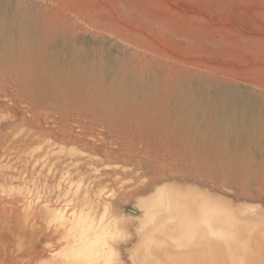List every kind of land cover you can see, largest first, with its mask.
Here are the masks:
<instances>
[{
    "label": "rangeland",
    "instance_id": "obj_1",
    "mask_svg": "<svg viewBox=\"0 0 264 264\" xmlns=\"http://www.w3.org/2000/svg\"><path fill=\"white\" fill-rule=\"evenodd\" d=\"M0 28V264H138L172 184L224 235L264 212V0H0Z\"/></svg>",
    "mask_w": 264,
    "mask_h": 264
},
{
    "label": "bare ground",
    "instance_id": "obj_2",
    "mask_svg": "<svg viewBox=\"0 0 264 264\" xmlns=\"http://www.w3.org/2000/svg\"><path fill=\"white\" fill-rule=\"evenodd\" d=\"M0 30L3 31V28H0ZM31 53H32L31 57H33L35 60H39L42 56L41 52L36 53L35 51L34 52L32 51ZM80 78H84V77H80ZM241 100H242L241 97H236L235 99V101L237 102H240ZM108 103L109 102L104 103V109L106 110V112L108 111L113 114V112L116 111L120 113L122 111H125L122 108H116V107L114 108L113 106H111L110 103L109 104ZM103 112L105 113L104 110ZM243 120L239 122L240 127H245ZM230 123H231L230 120H226L223 123V125H220L219 123L215 124L214 128L218 130L222 127L229 126ZM170 192H171L172 201L173 203L176 204L175 210L173 212L172 211L164 212L163 216L159 220L158 219L156 220L158 224L157 225L158 227L157 226L156 227L158 229H156L155 233L152 232L151 235L149 234L152 231L153 227L155 228V225L152 227V229L151 228L150 230L148 229L150 231L148 232V234L147 232H145L147 234V238L149 237L148 235L151 236L149 239H147L146 236L145 238H143L145 233L144 235L141 233L143 236L142 235L140 236H142L143 240L139 236V240L141 239V242L140 241L139 242L141 244L137 241L138 243L136 248H139L140 246L142 247L145 244L144 243L145 241L147 242L148 240L149 242L150 240L149 248H151V250L154 251L153 253L159 256L157 259H160L161 261V262L159 261L160 264L162 262L164 264V262H166L165 259L168 262L169 260L175 261L174 260L175 258H173V260L171 259L172 256L170 255L172 254L173 257H176L175 262H177V264H179L178 262H184V261L187 262L186 261L187 259H190V261L188 260L189 262H193L191 260L194 259L195 264H237V263L240 264V262L242 261L248 262L250 259L249 258L250 254H254V256L256 255L254 259H251V261L252 260L260 261V262L264 261V254H263L264 252H262V250L264 249L263 248L264 247V212H261L263 210L260 211L259 209V212L256 214V218L254 220L252 218H249V220H247L245 223H237V224L232 223L231 227L233 229L231 230L230 234L224 235L223 231L220 233L219 231L218 232L213 231L214 230L213 227L207 224V223L211 224V222L212 224L217 222L225 223L231 220L230 218L233 216V214L231 215L230 211H227L225 208H223V206L219 205L220 203L217 204L215 202H211L209 198H207L203 193H201L196 188H189V187L180 188L177 187L175 184H172L170 185ZM170 201L168 203V207L171 208L172 204ZM152 206L150 208H152ZM47 207L48 208H46V210L48 212H51L53 215H59L63 219L65 212L63 209H61L60 207H53V206L49 207L48 205ZM172 208H174V206ZM232 208L233 207L229 209L231 210ZM147 212L150 214V209L146 208L145 213ZM233 221H235V219ZM77 225L82 226V230L85 234L87 231L94 229L93 221H89L87 217H79L77 219ZM105 229L107 230L106 227H103L101 231H105ZM94 232H96V230ZM142 243L144 244L142 245ZM134 249L132 250V254H135L133 253ZM142 250L143 249L140 250V253L142 252ZM147 250H145L146 252L144 251L146 255L149 254L147 253ZM140 253L136 252L137 254L136 256L140 255ZM142 253L140 255L141 258L137 257V259L142 260V258L146 256L145 254L142 255ZM153 255L154 254H151L150 258L145 257L146 259L144 258V260H142L144 264H156L157 259L154 257L155 255L154 256ZM167 255H169L170 257L168 256V259L164 257L165 259H163V256H167ZM177 255L180 257H178ZM182 255L183 256L186 255L187 257L188 256L189 257L193 256V257L192 259L186 258V260H184L185 258H182ZM134 259L136 260L135 263L137 262L138 264L139 263L142 264V262H138L136 258ZM161 259H163V261ZM168 264H172V263L169 262Z\"/></svg>",
    "mask_w": 264,
    "mask_h": 264
},
{
    "label": "built area",
    "instance_id": "obj_3",
    "mask_svg": "<svg viewBox=\"0 0 264 264\" xmlns=\"http://www.w3.org/2000/svg\"><path fill=\"white\" fill-rule=\"evenodd\" d=\"M34 193H36V196H35V194L33 195V193H32V194H30L29 198H35V199L39 198L41 200V199H43V197H48V195H43L45 193H41L39 191H37V192L35 191Z\"/></svg>",
    "mask_w": 264,
    "mask_h": 264
},
{
    "label": "water",
    "instance_id": "obj_4",
    "mask_svg": "<svg viewBox=\"0 0 264 264\" xmlns=\"http://www.w3.org/2000/svg\"><path fill=\"white\" fill-rule=\"evenodd\" d=\"M131 211H132V212H136V210H135V209H131Z\"/></svg>",
    "mask_w": 264,
    "mask_h": 264
}]
</instances>
